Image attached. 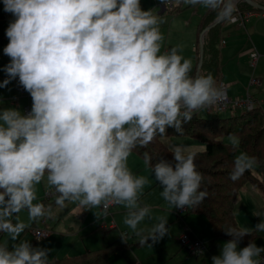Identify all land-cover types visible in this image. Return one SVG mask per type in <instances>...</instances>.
<instances>
[{"label": "clouds", "instance_id": "9594fccd", "mask_svg": "<svg viewBox=\"0 0 264 264\" xmlns=\"http://www.w3.org/2000/svg\"><path fill=\"white\" fill-rule=\"evenodd\" d=\"M237 0H183L230 20ZM11 13L3 52L10 62L3 71L6 87L18 77L32 98L30 113L14 108L0 111V264H55L49 249L19 239L30 221L54 215L51 206L34 203L41 183L66 202L104 213L113 205L127 211L123 223L140 245L156 243L169 234L168 220L159 218L144 234L138 225L150 219L151 209L140 203L147 176L128 166L133 150L146 146L173 128L183 135L193 114L220 103L224 92L211 73L195 76L190 59L179 46L162 51L161 15L143 10L141 0H3ZM232 145L239 143L229 135ZM175 164L163 158L145 164L162 189L161 197L174 208L197 207L206 197L202 174L192 146L169 145ZM241 152L229 174L233 181L256 164ZM100 219L99 214H96ZM262 216V213H255ZM264 232V220L255 226ZM212 264H264V247L250 241L238 249L249 230L226 231ZM126 233L120 238L125 241ZM9 241L12 242L11 250Z\"/></svg>", "mask_w": 264, "mask_h": 264}, {"label": "crops", "instance_id": "0c3cea01", "mask_svg": "<svg viewBox=\"0 0 264 264\" xmlns=\"http://www.w3.org/2000/svg\"><path fill=\"white\" fill-rule=\"evenodd\" d=\"M167 1L168 0H141V8L143 10L153 9L155 12H157L158 15H161L164 21V23L160 25V30L164 36V41L161 50L164 51L168 48L179 46L181 49L180 54L183 57L190 59L192 61L194 70L191 73V75L195 76L197 65L199 62V57H200V48H199L200 37L202 32L204 31V30L202 31V27L204 24L203 19L206 16L208 9L202 12L201 11L202 6L186 5L183 3V0L179 2L174 8L170 9L165 6ZM247 13L249 17L246 20L244 27H240L237 24L230 23L229 20H223V22L218 24L220 25L219 28V32H220L219 52H220V62H221L220 81L228 86L227 90L230 95L232 94L231 95L232 98L241 97L240 95L247 91V88L245 89L246 86H248L249 90L251 88L258 90L255 91L253 94L249 92L246 95L247 97L250 96L255 101L256 106H264V11L262 10L253 11V12L249 11ZM12 20H14V17L12 16L11 13L4 11L3 0H0V83H2L4 79L8 78L7 74L3 71V69L10 62V58L4 54L3 49L9 43V40L5 33L10 21ZM208 32L205 34L204 39L208 34ZM253 53L258 54V59L256 61L253 59ZM253 78L258 79L259 83L257 84L251 83V80ZM20 86L22 85H20L19 79L17 77L16 79L12 80L6 87L0 88V111L8 108H14L20 111L22 115H27L28 113H30L32 107V98L28 92L21 93L20 91H18ZM224 140L227 141L226 138H224ZM163 141L168 146L175 144L170 138L163 139ZM202 146L203 145H197L198 148L199 147L201 148ZM129 168L133 172V174H135V172L133 171L134 170L133 167L129 166ZM261 177L263 181V176L261 175ZM149 185H153V184H147L144 187L143 193L149 190L150 187ZM46 191L44 194L37 196L39 197L36 200L37 202L45 198ZM240 198L242 197H239V199L237 198V201L240 200ZM260 200H262V203H260V201L256 202L257 206L259 207V208L255 207L256 210H264L263 207L264 197H262V199ZM116 206L119 207L120 205L113 204L107 209V215H106L107 220L105 218L103 221H101L102 224L97 221L95 222L100 224L97 226V228L93 229L90 232L85 233V231L89 230L90 228H94L93 226H95L94 225L95 223H92L93 225H90V227H86V228L81 227L79 230L80 232H82L80 233L81 237L87 238V240H90L89 237H86L90 233L97 232L100 230L99 231L100 234V232L102 231L103 232L102 235L100 234L98 239L96 240V243L98 244L97 248H90L91 246L90 247L88 246L89 249H86V251L83 250L78 238L71 237V235L74 233L73 231L75 230V228L66 227L71 225L68 224V222L66 223V221L68 220L67 217L64 218L66 225L59 228L60 231H58L57 233L54 232L55 234H53L51 225L49 226L48 224L47 217L40 218L38 221H33L31 227L32 226L37 227V228L34 227L31 228L32 230L31 233L33 237H36L37 239L46 238L44 242H41L42 244L41 243L37 244L34 242L33 247H41V248L49 249L50 250L49 253H52L50 256L51 258L49 259L82 256L87 254L88 252H93V251L99 253H108L109 262L107 264H112L111 254H110L112 251H115L117 253L118 252L126 253V257L128 259H126L123 264H133L136 262H139L141 264H163L167 261L170 255L174 254L176 256V253L181 248L187 250L186 248L179 245V237L181 233L185 231L186 227L192 234H194L192 228H189L186 225H181L180 227L177 226L174 230L177 231L176 236L171 234L170 237L166 238L165 241L161 242V244L158 247L156 246L155 243L151 241V239L147 241L150 243L147 242L146 243L152 244L151 245L152 248H149L148 245H140L138 238L134 234L132 238H128L126 241L122 240L119 237L117 231H119L120 233H126L127 234L126 236H129L130 232L132 233V231L130 232L123 231L120 228V226L117 224V222L114 220V215L115 216L117 215V217L120 218V216L126 214L125 209L112 212V210ZM148 207H150L151 209L152 205ZM167 217L169 219H172L171 215H167ZM173 217L174 220H178L175 219V216ZM71 218H73V216ZM44 219H46V223L42 222ZM202 220L203 223L207 225V227H209L208 225L210 221L209 223H206L205 219L202 218ZM37 222H40L41 225L43 224L45 226L40 227L38 226ZM184 226H186L185 229H183ZM45 228L50 231V234L47 237L38 238L33 232V229H45ZM151 228L152 227L150 226L149 229L144 230V234L147 235ZM27 229L28 227L26 228V230ZM210 232H212L213 238L209 242L212 243L214 242V240L216 241L217 239L214 238L215 236H214L213 228L212 231ZM3 235H2V241H3ZM224 240L226 239L219 238L215 243H213L211 246L212 252H213V247L217 244V242H225ZM99 244H101L102 247L98 248ZM172 244H173V248H172ZM138 247H144V250L141 252V254L138 255V257H136L134 255L133 250L136 249L138 251L139 250ZM78 248L82 250H78ZM129 251H132L133 253L132 252L130 253ZM161 251H163V253ZM58 253H63V254H58ZM156 254L159 256L161 255V258H156L157 257ZM195 254L196 253L188 251L186 253L188 257H186L185 259L187 261L192 262L191 264H197L202 259L206 260V258L204 259V257H208L207 255H204L205 253L196 256ZM210 255H212V253ZM180 256H182V251ZM211 257H213V255ZM184 261H185L184 259L179 258L177 264H188L186 261L184 263Z\"/></svg>", "mask_w": 264, "mask_h": 264}, {"label": "trees", "instance_id": "16d2710c", "mask_svg": "<svg viewBox=\"0 0 264 264\" xmlns=\"http://www.w3.org/2000/svg\"><path fill=\"white\" fill-rule=\"evenodd\" d=\"M252 1L264 7V0ZM239 8L244 13L259 10L242 0L239 2ZM203 20L202 31L218 20L216 12L207 10ZM219 28L220 25L213 28L204 39V61L201 69L203 74L211 73L218 85L221 82ZM184 127L185 133L183 135H178L173 128H168L166 130L167 136L189 135L201 138L205 146L203 150L196 152L195 163L197 170L203 177L200 190L206 192V197L199 206L191 207V213H202L208 217L214 230L215 239L231 240L233 237L226 233L228 229L232 228L237 232L244 231L239 226L235 215V204L242 188L250 182L264 192V180L262 181L261 177L264 171V107L255 106L252 109H242L241 112H233L228 117L211 116L207 118L200 116L196 111L192 121ZM230 134L239 137L238 146L224 142L223 138ZM162 137L157 136L146 146L138 145L133 151L138 152L143 157L144 153L147 152L153 157V162L155 158H163L172 162L174 166L173 154L168 151L169 146ZM238 148L249 156L255 157L257 166L255 169L247 170L238 180L233 181L229 174ZM36 203H42L46 207L51 206L52 208L55 206V201L46 197ZM2 235H0V243H3ZM257 236L260 235L257 231H253L243 236L239 241L249 243L254 241ZM9 249L11 250V247ZM52 259H54L55 264H107L109 254L93 251L82 256Z\"/></svg>", "mask_w": 264, "mask_h": 264}, {"label": "rangeland", "instance_id": "374dc122", "mask_svg": "<svg viewBox=\"0 0 264 264\" xmlns=\"http://www.w3.org/2000/svg\"><path fill=\"white\" fill-rule=\"evenodd\" d=\"M199 6V5H196ZM206 10V8H204L202 6L201 11L204 12ZM252 83V82H251ZM225 84V83H224ZM226 85V84H225ZM228 87V86H227ZM248 89V86L245 87V89ZM242 93L239 98H243V99H247V93H254L255 91H258L254 88H251L248 92ZM230 95V94H229ZM232 95V94H231ZM230 95V97H231ZM232 98V97H231ZM238 97H235L233 99H236ZM230 108H228L226 111H221V112H209L207 109H201L198 110V114L202 117H207L210 118L211 116H218V117H228L230 116L231 113H235V112H241L242 109L232 105L229 106ZM264 107V106H263ZM236 138L238 139L239 143H240V139L237 135H235ZM229 135L225 136V138L227 139V141L224 140V142L226 143H231L228 139ZM170 138L173 143L175 144H180V145H187V146H192L193 150L195 152L203 150L204 149V143L202 141L201 138H197V137H192L189 135L186 136H175V135H164L162 137V139H167ZM239 143L237 144V146L239 145ZM197 145H203L201 148L197 147ZM241 152H244L242 149L238 148L237 149V155H239ZM245 153V152H244ZM128 166L133 167V171L135 172V175H143V176H147L149 179V183L148 184H153V185H149V190L146 191L145 193L142 194V198L140 200L141 204L143 205H152L151 207V212H150V219L146 218L144 221H142L139 225L138 228L139 229H149L150 226L153 227L155 224L159 223V218H165L168 220V223L166 225V227L168 228L169 234L165 235L162 239H160L159 241H157L155 244L158 247L161 242L165 241L166 238L170 237L171 234L176 236V232L174 231L175 228L177 226H181V225H186L189 228H192V230L194 231V234H192V238L196 239L199 238L201 240H203L205 243H207L208 245V249L206 250L204 255H207L208 257H204V259L206 258V260H200L199 263L197 264H212V255H219L220 254V250L222 248V245L226 242H228L229 240L226 239L224 240L225 242H217V244L213 247V252L211 249V246L213 243H215L216 241L214 240V242L210 243L209 241L213 238V234L212 232V227L209 223L208 217L205 214H199V213H191V207H188V212L186 211L184 214V217H181L182 215L178 214V210L179 208H174L172 206H170L160 195V192L162 191L159 182L155 180V176L154 174H151V170L148 167V165L145 164L144 158L142 157L141 154H138L137 152H132V154L130 155L129 159H128ZM257 166V164H255L252 168L255 169ZM263 176V180H264V171L261 174ZM52 188L48 187L46 185V183H41L40 185L37 186V196H40L42 194L45 193V191H49ZM46 191V192H47ZM240 200H238L235 204V215L237 217V221L239 226H241L242 229L244 230H249L250 232L256 231L255 230V226L260 223L262 220H264V215L260 216H255L254 214L259 212L264 214V210H256V208H259L256 204L257 201H260V203H262V197H264V193L256 188L254 185H252L250 182H248L244 188H242L240 194H239ZM238 197V199H239ZM39 198V197H37ZM56 197L52 198V201H55ZM258 199V200H257ZM35 203L37 201H34ZM263 205V204H261ZM256 207V208H255ZM264 207V206H263ZM125 208L122 206H116L112 212H116V211H120V210H124ZM161 209V210H159ZM53 213H54V219L53 216L52 217H47L48 219V224L49 226L51 225L52 227V231L53 234L57 233L59 230V228H61L62 226H65L66 223L68 222V224H71L69 226L66 227H74L75 230L73 231L74 233L71 235V237H77L80 245L82 246L83 250L86 251V249L90 248H97L98 244L96 243V240L98 239L99 235H102V231L99 234V231L97 232H92L89 235H87L86 237H89L90 240H87V238H82L81 234L82 232H80V228H86V227H90V225H93L92 223L100 222L102 224L101 221H103L106 218L107 213H104V210L102 208H93L91 210H86L84 208H81L80 206H78V204L75 203H68L66 202V206L61 209L60 207H58L56 204L54 206V208L52 209ZM126 210V209H125ZM127 211V210H126ZM96 214H99L100 219L98 220L96 217ZM67 215V216H66ZM167 215H171L172 219H169L167 217ZM187 215V216H186ZM69 216H73V218L69 217ZM175 219L178 220H174ZM186 216V217H185ZM68 218V220L64 221V218ZM125 215L120 216V218L117 217V215H114V220L117 222V224L120 226V228L123 231H128L130 232L131 229H129L124 223ZM203 219L206 220V223H209V227H207V225H205L203 223ZM19 219L21 221H23L24 223H26L28 225V229L25 230L23 233H21L19 239L21 240H27L31 243V245L33 246L34 242L39 244L41 242H44L45 239H37L36 237H33L32 235V230L31 228H37L36 226H32L33 221H30L28 218V213L27 211H21L19 213ZM53 219V220H51ZM191 219V220H190ZM107 220V218H106ZM38 221V220H37ZM38 226H45V225H41L40 222H37ZM37 225V224H36ZM95 226H93L94 228H90L89 230L85 231V233L92 231L93 229L97 228L98 225H100L99 223H95ZM183 229H185V227ZM64 227V228H66ZM30 228V229H29ZM204 228V229H203ZM203 229V230H202ZM209 230V231H208ZM55 232V233H54ZM119 234V237L121 236V233L119 231H117ZM183 233V232H182ZM181 233V234H182ZM258 235H260L259 237L257 236L256 239L254 240V242L256 243V245L258 247H264V232H257ZM133 233L130 232L129 236L125 237V241L128 238H132ZM5 240H7V236L4 234L3 235V242H5ZM150 243V242H147ZM12 242L9 241V247H11ZM42 244V243H41ZM108 245V244H107ZM152 245V244H150ZM179 245L181 246L180 242ZM248 245V243H242L240 241H238V249H241V247H246ZM89 246V247H88ZM102 247L101 244H99L100 248ZM149 248H152V246H148ZM139 250L137 251L136 249L133 250L134 255L136 257H138L139 254H141V252L144 250V247H138ZM172 248H173V244H172ZM179 248V247H178ZM78 250H82L80 248H78ZM182 251V256H180L181 251ZM177 253L176 256L174 254L170 255L167 259V261L163 264H177V261L179 260V258L184 259L188 264H191L192 262L187 261L185 258L188 257L186 255V253L188 252L187 250L181 248ZM165 251V248H164ZM130 253L132 251H129ZM132 252V253H133ZM163 253V251H161ZM212 253V255H210ZM52 253H49V258H51ZM58 254H63V253H58ZM111 263L112 264H123L124 261L126 259H128L126 257V253L125 252H115L112 251L111 253ZM264 253H262L261 255L263 256ZM199 255V254H195ZM61 256V255H58ZM156 258H161V255H157L156 254ZM180 256V257H179ZM53 257V256H52ZM179 257V258H178ZM137 259V258H136ZM135 259V260H136ZM184 261V263H185Z\"/></svg>", "mask_w": 264, "mask_h": 264}, {"label": "built area", "instance_id": "2783aa9c", "mask_svg": "<svg viewBox=\"0 0 264 264\" xmlns=\"http://www.w3.org/2000/svg\"><path fill=\"white\" fill-rule=\"evenodd\" d=\"M181 1L182 0H168L165 6L167 8L172 9ZM239 2H240V0H237V2H236L237 10H236V12H234L232 18L229 21H230V23L237 24L240 27H244L245 22L248 19L249 15H248V13L242 12V10L239 8ZM253 59L255 61L258 59L257 53H253ZM251 82L254 84H257V83H259V80L256 78H253L251 80ZM219 86H221V88L224 92V98L217 105L212 106L211 108H206L209 112L213 113V112L226 111L228 108H230L229 106H232V105H234L240 109H252L253 107L256 106L255 101L250 96L247 97V99H243V98H239V97L236 99H233L230 97V95L228 93L227 85H225L223 82H220ZM18 91H20L21 93L27 92L24 90L23 86H20ZM28 112H29V110H28ZM57 195L58 194L54 190H49L46 192L45 197L48 199H52V197L57 196ZM187 210H188V207L179 208L178 214L182 215ZM42 222L46 223V219H44ZM33 232L38 238L47 237L50 234V231L46 228L45 229H33ZM179 242H180L182 247H184L188 251L196 253V254H203L208 249L207 243H205L203 240H201L199 238H196V239L192 238L191 232L187 229V227H186L185 231L180 235ZM262 257H264V254ZM133 264H141V263L136 262Z\"/></svg>", "mask_w": 264, "mask_h": 264}, {"label": "water", "instance_id": "95a60500", "mask_svg": "<svg viewBox=\"0 0 264 264\" xmlns=\"http://www.w3.org/2000/svg\"><path fill=\"white\" fill-rule=\"evenodd\" d=\"M242 1L246 2L247 4H249L250 6H252L254 8H257L259 10L264 11V7L263 6H260L259 4L255 3L252 0H242ZM221 22H223V19H218L214 24H212L208 28H206L201 34L200 43H199V45H200L199 46L200 47V57H199V62H198V65H197V69H196L195 75L198 74V73H201V69H202V65H203V61H204V36L209 30H211L212 28H214L215 26H217Z\"/></svg>", "mask_w": 264, "mask_h": 264}]
</instances>
